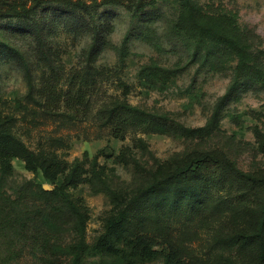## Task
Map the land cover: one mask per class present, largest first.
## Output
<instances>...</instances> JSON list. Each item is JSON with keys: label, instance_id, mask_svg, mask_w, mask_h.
<instances>
[{"label": "rangeland", "instance_id": "obj_1", "mask_svg": "<svg viewBox=\"0 0 264 264\" xmlns=\"http://www.w3.org/2000/svg\"><path fill=\"white\" fill-rule=\"evenodd\" d=\"M194 1L207 12L235 13L251 42L264 49V0ZM178 8L179 0H0V115L11 117V134L36 155L81 162L86 179L68 191L85 212L87 245L114 214L144 210L150 218L130 225L124 241L164 227L185 262L255 263L258 243L235 235L255 229L263 184L223 172L207 177L205 200L195 199L200 209L184 195L170 208L166 201L157 209L133 201L155 176L198 152L224 155L239 169L264 176L259 85H240L209 132L188 130L208 122L232 72L216 58L190 59L193 42L172 26ZM83 80L84 101H65L68 88ZM119 101L148 114H129L128 127L116 135L107 109ZM93 158L101 178L91 172ZM11 162L12 174H0V264L162 263L158 236L149 258L121 243L122 257L88 249L75 262L71 215L62 207L49 212L56 200L38 192L39 186L53 188L48 174L38 162L27 166L19 156Z\"/></svg>", "mask_w": 264, "mask_h": 264}, {"label": "trees", "instance_id": "obj_2", "mask_svg": "<svg viewBox=\"0 0 264 264\" xmlns=\"http://www.w3.org/2000/svg\"><path fill=\"white\" fill-rule=\"evenodd\" d=\"M172 26L176 32L193 42L194 48L191 52V60L199 58L201 63H205L208 59L213 60V58H216L222 64L228 62L231 65V82L216 105L211 118L204 126L188 129L190 131L201 130L207 133L215 125L222 103L245 81L255 83L264 89V49L258 48L251 42L247 35V27L238 24L235 13L232 11L229 13L207 12L194 0H179L178 13ZM39 31L41 32V30ZM93 41L94 39L89 51L93 49ZM1 44L10 51L18 52L6 43L2 42ZM19 57L26 64L22 54L19 53ZM171 69L163 68V70ZM84 83L85 80L77 84L76 88H68L64 93L65 101L72 104H81L86 95V91L83 89ZM129 114L148 113L126 101L116 102L107 109V122L114 124V134H122L128 127ZM11 122V117L0 115V174L3 176L12 174L11 160L15 156L22 157L27 166H35L34 162H38L42 166L43 172L48 174L54 186L50 190H44L39 186L38 192L51 200H56L55 208L49 209V212L57 213L58 208L62 207L71 215L76 238L73 246L75 249V262L79 253L88 249H94V251L108 256L117 255L122 257L121 243L127 246L131 244L135 251L133 253L136 256L149 258L155 253V250L151 248L155 242L154 236H158L160 238L159 244L164 245V258L161 264H191L180 258L177 240L172 238L164 227H157L156 231H152L150 235L145 232L144 234L135 235L128 242L124 241L126 234L132 232L129 228L130 225L150 218L151 214L147 212L145 214L144 210L138 213L127 214L120 211L114 214L107 224L106 230L98 237L95 244L87 245L84 240L85 212L82 211L80 205L68 191L69 188L86 179L81 162L75 161L68 164L54 157L36 155L28 150L22 141L11 134L9 129ZM91 167L92 174L97 178H101V172L97 171L95 167V158L92 159ZM223 172L234 173V175L251 185H264V176L252 175L236 167L226 156L205 151L192 154L176 168L170 171L165 170L162 174L155 176L136 195L133 201H137L136 203L148 201L155 204V209L166 201L170 208L179 204L180 198L184 195L189 205L197 206L196 208L200 209V204H197L195 199L202 198V200H205L203 196L207 177L219 175ZM43 210H45V207L42 208L41 212ZM235 237L243 243L247 241L257 242L259 251L256 262L251 264H264V190L255 229L246 233L238 232ZM102 261L104 264H111L108 259ZM224 264L244 263H237L228 259V262Z\"/></svg>", "mask_w": 264, "mask_h": 264}]
</instances>
